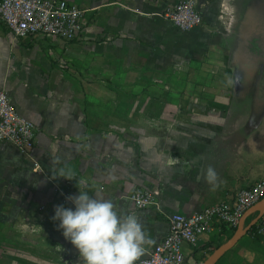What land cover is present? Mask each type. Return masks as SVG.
Segmentation results:
<instances>
[{"label":"crops","instance_id":"0c3cea01","mask_svg":"<svg viewBox=\"0 0 264 264\" xmlns=\"http://www.w3.org/2000/svg\"><path fill=\"white\" fill-rule=\"evenodd\" d=\"M68 1L85 8L90 44L16 41L0 22V89L36 127L27 152L0 143V264H83L52 219L56 205L74 207L66 197L78 181L138 216L152 243L137 262L172 214L230 201L264 177V60L251 50L264 44V0H195L209 27L229 10L211 42L200 26L179 31L165 18L178 0ZM175 31L190 33L177 43ZM200 59L217 68L214 94ZM138 185L154 195L145 208L130 198ZM258 221L263 231L251 227L215 264H264V213ZM233 231L201 233L197 246H183L185 264H202Z\"/></svg>","mask_w":264,"mask_h":264},{"label":"built area","instance_id":"2783aa9c","mask_svg":"<svg viewBox=\"0 0 264 264\" xmlns=\"http://www.w3.org/2000/svg\"><path fill=\"white\" fill-rule=\"evenodd\" d=\"M165 18L179 31L201 26L203 18L195 0H178L164 12ZM0 22L13 40L32 38L63 47L67 44H90L86 10L68 0H0ZM35 124L21 116L6 91L0 89V143H10L22 152L35 144ZM148 187H137L130 198L137 208L154 200ZM264 197V177L237 190L230 201L205 206L191 214H172L168 230L135 264H185L183 246H197L199 235L217 226L235 230L243 213ZM263 231L260 221L253 235Z\"/></svg>","mask_w":264,"mask_h":264},{"label":"clouds","instance_id":"9594fccd","mask_svg":"<svg viewBox=\"0 0 264 264\" xmlns=\"http://www.w3.org/2000/svg\"><path fill=\"white\" fill-rule=\"evenodd\" d=\"M68 179L75 177L71 170L60 169L57 173ZM56 175V176H57ZM217 174L212 167L205 179L215 185ZM78 194L68 195L74 207L58 204L52 219L63 236L78 250L83 264H135L144 246L151 244L136 214L119 212L111 199L91 192L86 184L77 182Z\"/></svg>","mask_w":264,"mask_h":264},{"label":"rangeland","instance_id":"374dc122","mask_svg":"<svg viewBox=\"0 0 264 264\" xmlns=\"http://www.w3.org/2000/svg\"><path fill=\"white\" fill-rule=\"evenodd\" d=\"M249 5H252V4H249ZM217 13H219L220 15H223V18L221 17V18L215 19V25L214 26H210L209 27V26H206L204 24H201L200 28L199 29H196V30L202 32V34H206L207 37L210 38L207 42H209V41L211 42L212 40H217V36L219 35V33H221L222 28H225L226 27L225 22H227V17H228L229 10H224L223 7H220ZM245 14L248 15V11H245ZM222 23H224L225 25L222 26ZM175 32H176V42L177 43H179L180 41H183L184 36H186L187 34L190 33V32H185L184 33V32H179V31H175ZM204 46H205V44H204ZM212 48L213 47H208V48L205 47V49H204L205 52H203L204 55L205 56H209L210 55L209 51ZM251 50L254 51L257 54L258 58L260 59L259 61L261 62L262 61V58H263V54H264V44H261L259 42L256 43V44H253V48ZM184 56H185V54H184ZM184 62H185V59L184 58H182L181 60L178 59L176 61V66L177 67L183 66L184 65ZM195 65L197 66V68H199V70H202V72H204L206 74V75H202V76H204V82L207 83L206 84V86L208 87L207 92L209 94H214L215 93L214 87L216 86V82H217L218 78L215 77V73L217 71H213V70H217V68H215L214 66L212 67L211 66L212 63L209 62L207 59L206 60H204V59L203 60L202 59L197 60V62H195ZM261 69L264 70L263 67H261ZM161 82L167 83L168 80L167 79H165V80L162 79ZM199 94H200V91L193 92V95L192 96L193 97H195V96L196 97H199L200 96ZM140 186L138 185V186L133 187L132 191H134L137 187H140ZM142 187H148V186H142ZM132 191L130 192V195H131Z\"/></svg>","mask_w":264,"mask_h":264},{"label":"water","instance_id":"95a60500","mask_svg":"<svg viewBox=\"0 0 264 264\" xmlns=\"http://www.w3.org/2000/svg\"><path fill=\"white\" fill-rule=\"evenodd\" d=\"M254 211H258V214L249 223L244 225L245 218ZM264 213V197L257 203L248 208L240 218L238 225L233 231L230 238L223 244L219 245L214 251L202 262V264H215L216 261L230 249L238 240L243 236L253 224L263 215Z\"/></svg>","mask_w":264,"mask_h":264},{"label":"flooded vegetation","instance_id":"af4514ba","mask_svg":"<svg viewBox=\"0 0 264 264\" xmlns=\"http://www.w3.org/2000/svg\"><path fill=\"white\" fill-rule=\"evenodd\" d=\"M264 60V54H263V59H262V61ZM261 67H263V69H264V66H261Z\"/></svg>","mask_w":264,"mask_h":264},{"label":"trees","instance_id":"16d2710c","mask_svg":"<svg viewBox=\"0 0 264 264\" xmlns=\"http://www.w3.org/2000/svg\"><path fill=\"white\" fill-rule=\"evenodd\" d=\"M255 227V225H252V228L251 229H253Z\"/></svg>","mask_w":264,"mask_h":264}]
</instances>
